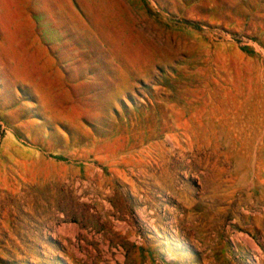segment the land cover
Returning a JSON list of instances; mask_svg holds the SVG:
<instances>
[{
	"label": "rangeland",
	"instance_id": "1",
	"mask_svg": "<svg viewBox=\"0 0 264 264\" xmlns=\"http://www.w3.org/2000/svg\"><path fill=\"white\" fill-rule=\"evenodd\" d=\"M229 90L264 94V0H0V264H264V146L159 133Z\"/></svg>",
	"mask_w": 264,
	"mask_h": 264
},
{
	"label": "bare ground",
	"instance_id": "2",
	"mask_svg": "<svg viewBox=\"0 0 264 264\" xmlns=\"http://www.w3.org/2000/svg\"><path fill=\"white\" fill-rule=\"evenodd\" d=\"M169 109L170 121L166 122L167 126H164L159 133L163 134L174 148L183 150L186 147L197 146L200 148L207 146L218 149L219 146L223 145L224 147L229 146L230 149L234 148L236 151L242 149L243 153L253 151L258 155L262 151L264 146V94L253 91L238 92L230 90L220 95L207 93L196 102L187 100L184 103H172ZM171 120L173 124L178 126L177 129L171 127ZM159 133L153 132L146 135L142 130L135 132L134 140L132 141V137L129 138V153L117 163L125 168L131 167L136 169L137 172L144 173V157L147 154L142 149L136 150V148H139L146 141L150 145L146 148V151L148 149L151 152V147L155 148L159 160L164 165L166 162L164 143H150V140L155 136L157 137ZM236 142H239L237 147L234 145ZM93 151L96 157H99L98 155L102 152L100 148H94ZM3 154L8 158L11 157L8 151L4 150ZM37 159L29 161V164L38 168V162L40 163L43 160L41 157ZM1 164L3 166V161ZM109 165L113 167L111 172L120 171V168L117 167L119 165L113 164V162H109ZM122 174L126 177L125 169H123ZM165 185L170 193H175L171 182H167V179Z\"/></svg>",
	"mask_w": 264,
	"mask_h": 264
}]
</instances>
